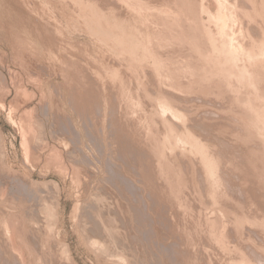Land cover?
Segmentation results:
<instances>
[{"label":"rangeland","instance_id":"374dc122","mask_svg":"<svg viewBox=\"0 0 264 264\" xmlns=\"http://www.w3.org/2000/svg\"><path fill=\"white\" fill-rule=\"evenodd\" d=\"M262 1L0 0V264H264Z\"/></svg>","mask_w":264,"mask_h":264},{"label":"bare ground","instance_id":"6f19581e","mask_svg":"<svg viewBox=\"0 0 264 264\" xmlns=\"http://www.w3.org/2000/svg\"><path fill=\"white\" fill-rule=\"evenodd\" d=\"M100 1H101V0H100ZM247 1H248V0H247ZM255 1H256V0H255ZM222 2H223V1H222ZM251 2L253 3V1H251ZM263 2H264V1H262V3H263ZM255 3H256V2H255ZM256 4H257V3H256ZM256 4H255V6H256ZM174 5H175V4H174ZM261 5H262V4H261ZM261 5H260V6H261ZM263 6H264V3H263ZM204 7H205V6H204ZM261 7H262V6H261ZM206 8H207V7H206ZM208 8H209V7H208ZM251 8H252V7H251ZM255 9H256V8H255ZM80 10H81V9H80ZM82 10H83V9H82ZM109 10H110V9H109ZM256 10H258V9H256ZM263 10H264V8H263ZM204 11H205V10H204ZM261 11H262V9H261ZM209 12H210V11H209ZM252 12H253V11H252ZM254 12H255V11H254ZM248 13H249V12H248ZM259 13H260V9H259ZM263 13H264V11H263ZM263 13H261V14H262L261 16L258 15V17L260 16V18H261V17L263 16V19H264V15H263ZM219 14H220V13H219ZM244 14H245V13H244ZM253 14H254V13H253ZM45 16H46V15H45ZM89 16H90V15H89ZM241 16H242V15H241ZM253 16H254V15H253ZM200 18H201V17H200ZM203 18H204V17H203ZM49 19H50V18H49ZM53 19H54V18H53ZM90 19H91V18H90ZM253 19H254V18H253ZM164 20H165V18H164ZM152 21H153V20H152ZM166 21H167V19H166ZM220 21H221V20H220ZM164 22H165V21H164ZM168 22H169V21H168ZM191 22H192V21H191ZM92 23H93V22H92ZM95 23H96V22H95ZM109 24H110V23H109ZM162 24H163V22H162ZM193 24H194V23H193ZM193 24H192V26H193ZM93 25H94V23H93ZM164 25H165V24H164ZM205 25H206V24H205ZM106 26H107V24H106ZM175 26H176V25H175ZM195 26H196V25H195ZM223 26H224V25H223ZM168 27H170V26H168ZM190 27H191V26H190ZM96 28H97V26H96ZM174 28H176V27H174ZM210 28H211V27H210ZM260 28H261V27H260ZM174 30H175V29H174ZM190 30H194V29H192V27H191ZM196 30H197V29H196ZM260 30H261V35H262V36H261V39L259 38V39H260V40H259V41H260V45H259V46H260V50H261V48L264 49V20L262 21V28H261ZM100 31H101V30H100ZM199 31H200V30H199ZM211 31H212V30H211ZM111 32H112V31H111ZM167 32H168V31H167ZM233 32H234V31H233ZM119 33H120V32H119ZM163 33H164V32H163ZM172 33L174 34L173 31H172ZM190 33H191V32H190ZM201 33H202V31H201ZM201 33H200V34H201ZM104 34H105V33H104ZM169 34H170V33H169ZM209 34H210V33H209ZM258 34H259V33H258ZM108 35H109V34H108ZM158 35H160V34H158ZM175 35H176V34H175ZM175 35H174V36H175ZM195 35H196V34H194V37H195ZM143 36H144V35H143ZM176 36H177V35H176ZM189 36H190V35H189ZM196 36H197V35H196ZM103 37H104V35H103ZM108 37H109V36H108ZM160 37H161V36H160ZM192 37H193V36H192V34H191V38H192ZM195 38H196V37H195ZM203 38H204V37H203ZM184 39H185V37H184ZM193 39H194V38H193ZM199 39H200V38H199ZM224 39H225V37H224ZM232 39H233V37H231V40H232ZM179 40H180V39H179ZM191 40H192V39H191ZM211 40H212V39H211ZM244 40H245V38H244ZM116 41H117V40H116ZM184 41H185V40H184ZM193 41H194V40H193ZM196 41L198 42V40H196ZM217 41H218V40H217ZM226 41H227V40H226ZM248 41H249V39H248ZM177 42H178V41H177ZM182 42H183V41H182ZM201 42H202V41H201ZM201 42H199V43H201ZM257 42H258V40L256 41V43L254 42L252 45L259 47V46L257 45ZM190 43H191V42H190ZM194 43H195V41H194ZM233 43H234V42H233ZM233 43L231 42V44H232L231 49H233V50H231V51L234 52V53H231L230 50H229L230 55L228 54L225 58H226V60H227L228 62H230L231 64H233L232 61H234V60L236 59V61L234 62L235 65H236V64H237L236 62L238 61L237 59H239L241 55H244V53H243V52L238 53V51H239L240 49H239V50H238V48L235 49V47H234L235 45H233ZM183 44H184V42H183ZM196 44H197V43H196ZM201 44H202V43H201ZM201 44H200V45H201ZM204 44H205V43H204ZM214 44H215V42H214ZM214 44H213V45H214ZM181 45H182V44H181ZM191 45H192V43H191ZM191 45H190V46H191ZM198 45H199V44H198ZM221 45H222V44H221ZM225 45H227V44H225ZM225 45H224V46H225ZM185 46H186V44H185ZM192 46H193V45H192ZM201 47H202V46H201ZM201 47H200V48H201ZM228 47H229V46H228ZM194 48H196V46H194ZM202 48H203V47H202ZM217 48H219V47H217ZM222 48H223V47H222ZM254 48H256V47H254ZM220 49H221V48H220ZM220 49H219V50H220ZM224 49H225V48H224ZM256 49H257V48H256ZM258 49H259V48H258ZM258 49H257V50H258ZM193 50H194V49H193ZM193 50H192V51H193ZM196 50L198 51V47L196 48ZM213 50H214V49H213ZM237 50H238V51H237ZM243 50H245V49H243ZM197 51H196V52H197ZM199 51H200V50H199ZM201 51H202V49H201ZM201 51H200V52H201ZM205 51H206V50H205ZM236 51H237V52H236ZM245 51L247 52V50H245ZM254 51H255V49L251 50L250 53L248 52V54H251V57H250V55H249V56H247V58L250 57V59H252V56H253V57H255V58L258 59V57H256V52H254ZM211 52H212V51H211ZM219 52H220V51H219ZM219 52H218V53H219ZM223 52H224V51H223ZM235 52H236V53H235ZM205 53H206V52H205ZM257 53H258V52H257ZM215 54H216V53H215ZM221 54H222V53H221ZM233 54H234V55L236 54V56H237V54H238V55L241 54V55L239 56V58H238V57H237V58H233V60H232L231 55H232V57H233V56H234ZM248 54H247V55H248ZM161 55H162V54H161ZM196 55H197V54H196ZM198 55H199V53H198ZM201 55H203V54L201 53L200 56H201ZM261 55H262V54H261ZM162 56H164V55H162ZM192 56H193V55H192ZM211 56H212V55H211ZM211 56H210V57H211ZM220 56H221V55H220ZM236 56H234V57H236ZM165 57H166V56H165ZM197 57H198V56H197ZM222 57H223V56H222ZM227 57H228V58L230 57V59H231L232 61H229L230 59H227ZM241 57H242V56H241ZM160 58H161V57H160ZM205 58H206V59H205ZM207 58H208V55H205V56L202 58V60H205V62H206V60H207V62H208V63L206 62L207 65H209L211 62H214V61H215L214 58H213V60H212V57H211L210 59H211L212 61L209 59V60H210V63H209V60H208ZM260 58H261V56H260ZM219 59H220V57H219ZM243 59H244L243 61H247V60H245V58H243ZM263 59H264V58H263ZM217 60H218V59H217ZM217 60L214 62V63H215L214 65L217 64V63H216ZM240 60H241V59H240ZM254 60H255V59H254ZM258 60H259V59H258ZM221 61H222V60H221ZM241 61H242V60H241ZM243 61H242V62H243ZM251 61H253V60H249V62H251ZM256 61H257V60H256ZM238 62H239V61H238ZM258 62H260V61H258ZM262 62H263V61H262ZM184 63H185V62H184ZM251 63H253V62H251ZM260 63H261V62H260ZM260 63L258 64V66L262 64V63H261V64H260ZM196 64H198V63H196ZM227 64H229V63H227ZM246 64H248V62H246ZM255 64H256V63H255ZM255 64H254V65H255ZM237 65L240 67L239 64H237ZM237 65H236V67H237ZM244 65H245V64H244ZM254 65H253V66H254ZM186 66H187V65H186ZM210 66H211V64H210ZM228 66H231V65H228ZM232 66H233V65H232ZM246 66H247V65H246ZM246 66H245V67H246ZM250 66H251V65H250ZM258 66H257V67H258ZM216 67L218 68L217 65H216ZM216 67H215V68H216ZM210 68H211V67H210ZM215 68H214V69H215ZM222 69H225L224 66L222 67ZM228 69H231V71H232L233 67L228 68ZM234 69H235V66H234ZM237 69H239V68L237 67ZM240 69H241V68H240ZM263 70H264V68H263ZM218 71H222V70H217L216 72H218ZM228 71H229V70H228ZM236 71H237V70H236ZM251 71H252V70H251ZM222 72H223V71H222ZM225 72L228 74V76L230 75V71H229V73H228L227 71H225ZM232 72H233V71H232ZM247 72H248V71H247ZM226 73H225V74H226ZM242 73H243V72H241V75H242ZM97 74H98V73H97ZM223 74H224V73H223ZM234 74H235V71H234ZM237 74H238V73H237ZM245 74H246V73H245ZM231 75H232V77H233V73H231ZM241 75H240V76H241ZM256 75H257V74H256ZM225 76H226V75H225ZM240 76H239V77H240ZM252 76H253V75H252ZM99 77H100V76H99ZM109 77H110V76H109ZM217 77H218V76H217ZM223 77H224V76H223ZM232 77H231V78H232ZM234 77H235V79L237 78L236 76H234ZM234 77H233V78H234ZM242 77H243V76H242ZM245 77H246V76H245ZM258 77H259V75H258ZM104 78H105V77H104ZM226 78H227V77H226ZM243 78H244V77H243ZM252 78H253V77H252ZM261 78H262V73H261ZM261 78H260V79H261ZM222 79H223V78H222ZM246 79H248V78H246ZM246 79H245V80H246ZM227 80H228V78H227ZM256 80H258V79H256ZM262 80H264V79H262ZM231 81L233 82V80H231ZM228 82H229V81H228ZM228 84H229V83H228ZM242 84H244V83H242ZM256 84H257V83H256ZM235 85H236V84H235ZM257 85H258V84H257ZM260 85H261V84H260ZM238 88H239V87H238ZM248 88H249V87H248ZM259 88H261V87L259 86ZM257 90H258V88H257ZM260 91H261V89H260ZM244 92H245V90H244ZM262 92H263V91H262ZM263 93H264V92H263ZM175 94H176V93H175ZM245 95H246V94H245ZM240 96H241V94H240ZM253 98H254V97H253ZM260 98H261V97H260ZM245 99H246V97H245ZM255 99H256V98H255ZM250 101H251V100H250ZM256 101H257V100H256ZM247 104H248V103H247ZM250 104H251V103H250ZM172 105H173V104H172ZM245 106H247V105H245ZM160 107H161V106H160ZM165 107H166V106H165ZM168 107H169V106H168ZM168 109H169V108H168ZM165 110H166V109H165ZM169 112H170V111H169ZM249 112H250V111H249ZM172 117H173V116H172ZM247 117H248V116H247ZM251 117H252V116H251ZM177 119H178V118H177ZM110 120H111V119H110ZM120 120H121V118H120ZM216 124H217V123H216ZM174 125H175V124H174ZM186 125H187V124H186ZM246 125H247V124H246ZM250 125H251V124H250ZM259 125H260V124H259ZM71 126L73 127V129L75 128L74 125H71ZM197 126H198V125H197ZM248 126H249V125H248ZM160 127H161V126H160ZM250 127H251V126H250ZM253 127H254V126H253ZM146 128H147V127H146ZM187 128H188V127H187ZM230 128H231V127H230ZM75 129H76V128H75ZM75 129H74L75 132H76L77 130H79V129H77V130H75ZM117 130H118V129H117ZM71 131H72V128H71ZM74 131H73V132H74ZM168 131H169V130H168ZM77 132H78V131H77ZM149 132H151V131H149ZM161 132H162V131H161ZM242 132H243V131H242ZM75 134L77 135L78 133H75ZM75 134H74V135H75ZM79 134H80V131H79ZM79 134H78V135H79ZM168 134H169V133H168ZM252 136H253V134H252ZM258 136H259V135H258ZM184 138H185V136H184ZM123 139H124V138H123ZM255 141H256V139H255ZM221 142H222V141H221ZM259 142H260V141H259ZM259 142H258V143H259ZM168 147H169V146H168ZM118 149H119V148H118ZM159 150H160V149H159ZM178 150H179V148H178ZM252 150H253V149H252ZM117 151H118V150H117ZM207 152H208V151H207ZM157 154H158V153H157ZM121 155H122V154H121ZM117 157H118V156H117ZM236 158H237V157H236ZM117 161H118V160H117ZM124 161H125V160H124ZM111 163H112V161H111ZM222 163H223V162H222ZM227 164H228V163H227ZM116 165H117V164H116ZM123 165H124V164H123ZM197 165H198V164H197ZM113 166H114V164H113ZM113 166H112V168H113ZM119 166H120V165H119ZM110 167H111V166H110ZM117 168H118V167H117ZM113 169H114V168H113ZM126 171H127V169H126ZM171 171H172V170H171ZM109 172H110V171H109ZM113 172H114V171H113ZM175 172H176V171H175ZM114 173H115V172H114ZM170 173H171V172H170ZM170 173H169V174H170ZM176 173H177V172H176ZM211 173H212V172H211ZM115 174H116V173H115ZM118 174H119V173H118ZM167 174H168V173H167ZM167 174H166V175H167ZM233 174H234V173H233ZM120 175H121V174H120ZM115 176H116V175H115ZM235 176H236V175H235ZM175 177H177V176H175ZM181 177H182V176H181ZM116 178H117V177H116ZM123 178H124V176H123ZM170 178H171V176H170ZM244 178H245V177H244ZM174 179H175V178H174ZM182 179H183V178H182ZM215 179H216V178H215ZM114 180H115V179H114ZM176 182H177V181H176ZM180 182H181V181H180ZM180 182H179V183H180ZM221 182H222V180H221ZM129 183H130V182H128V184H129ZM198 183H199V182H198ZM106 184H107V183H106ZM144 184H145V183H144ZM148 184H149V183H148ZM186 184H187V183H186ZM211 184H213V183H211ZM216 184H217V183H216ZM239 185H240V184H239ZM129 186H130V185H129ZM132 186H134V184H133ZM251 186H252V185H251ZM257 186H258V185H257ZM23 187H24V186H23ZM127 187H128V186H127ZM237 187H238V186H237ZM182 188H183V186H182ZM232 188H233V187H232ZM103 189H104V188H103ZM106 189H108V188H106ZM128 189H129V188H128ZM188 189H189V188H188ZM239 189H240V188H239ZM181 190H182V189H181ZM259 190H260V189H259ZM26 191H27V190H26ZM117 191H118V190H117ZM179 191H180V190H179ZM141 192H142V191H141ZM181 192H182V191H181ZM175 193H176V192H175ZM175 193H174V194H175ZM185 193H186V192H185ZM185 193H183V194L185 195ZM226 193H227V192H226ZM194 194H195V193H194ZM236 194H237V193H236ZM239 194H240V193H239ZM256 194H257V193H256ZM133 195H134V194H133ZM142 195H143V193H142ZM143 196H144V195H143ZM185 196H186V195H185ZM146 197H147V196H146ZM148 197H149V196H148ZM179 197H180V196H179ZM140 198H141V197H140ZM40 199H41V198H40ZM40 199H38V200H40ZM177 199H178V198H177ZM34 200H35V199H34ZM174 200H175V198H174ZM185 200H187V199L185 198ZM207 200H208V199H207ZM207 200H206V201H207ZM199 201H200V200H199ZM150 202H151V201H150ZM182 202H183V200H182ZM200 202H201V201H200ZM191 205H192V204H191ZM236 205H237V204H236ZM94 206H95V205H94ZM182 206H184V205H182ZM223 206H224V204H223ZM238 206H239V205H238ZM192 207H193V206H192ZM189 208H190V206H189ZM227 208H228V207H227ZM235 209H236V208H235ZM180 210H181V209H180ZM217 210H218V209H217ZM240 210H241V209H240ZM82 211H83V209H82ZM91 211H92V210H91ZM195 211H196V210H195ZM218 211H219V210H218ZM34 212H35V211H34ZM36 212H37V211H36ZM234 212H235V211H234ZM150 214H151V213H150ZM185 214H186V213H185ZM86 215H87V214H86ZM236 215H237V214H236ZM246 215H247V214L245 213V216H246ZM216 216H217V215H216ZM227 216H228V214H227ZM36 217H37V216H36ZM184 217H185V216H184ZM195 217H196V216H195ZM234 217H235V216H234ZM238 217H239V215H238ZM257 217H258V216H257ZM132 218H133V217H132ZM188 218H189V217H188ZM38 219H39V218H38ZM100 219H101V217H100ZM175 219H176V218H175ZM229 219H230V218H229ZM102 220H103V219H102ZM113 220H114V219H113ZM132 220H133V219H132ZM185 220H186V219H185ZM185 220H184V221H185ZM202 220H203V219H202ZM211 221H212V219H211ZM231 221H232V219H231ZM113 222H114V221H113ZM216 222H217V221H216ZM218 222H219V221H218ZM227 222H228V221H227ZM96 223H97V222H96ZM191 223H192V222H191ZM219 223H220V222H219ZM221 223H222V222H221ZM197 224H198V223H196V225H197ZM217 224H218V223H217ZM31 225H32V224H31ZM97 225H98V224H97ZM104 225H105V223H104ZM205 225H206V223H205ZM178 226H179V225H178ZM199 226H200V225H199ZM105 227H106V226H105ZM166 227H167V226H166ZM195 227H196V226H195ZM218 227H220V226H218ZM179 228H180V227H179ZM228 228H229V227H228ZM242 228H243V227H242ZM143 229H144V228H143ZM185 229H186V228H185ZM199 229H200V228H199ZM213 229H214V228H213ZM236 229H237V228H236ZM84 230H85V229H84ZM211 231H212V230H211ZM239 231H240V230H239ZM245 231H246V230H245ZM195 232H196V231H195ZM212 232H213V231H212ZM226 232H228V230H227ZM246 233H247V232H246ZM96 234H97V233H96ZM197 234H198V233H197ZM202 234H203V233H202ZM206 234H207V233H206ZM209 234H210V233H209ZM227 234H228V233H227ZM233 234H234V233H233ZM177 235H178V234H177ZM186 237H187V236H186ZM193 237H194V236H193ZM208 237H209V236H208ZM220 237H221V235H220ZM242 237H243V236H242ZM227 238H228V237H227ZM250 238H251V237H250ZM231 239H232V238H231ZM115 240H116V239H115ZM187 240H188V239H187ZM249 240H250V239H249ZM201 241H202V240H201ZM216 241H217V240H216ZM224 241H225V240H224ZM242 241H243V240H242ZM159 242H160V241H159ZM179 242H180V241H179ZM205 242H206V240H205ZM102 243H103V242H102ZM173 243H174V242H173ZM186 244H187V243H186ZM233 244H234V242H233ZM117 245H118V244H117ZM117 245H116V246H117ZM218 245H219V244H218ZM105 246H106V245H105ZM201 246H202V245H201ZM205 246H206V245H205ZM205 246H204V247H205ZM208 246H209V245H208ZM214 246H215V245H214ZM183 247H184V246H183ZM204 247H203V250H204ZM249 247H250V246H249ZM253 247H254V246H253ZM34 248H35V247H34ZM94 248H95V247H94ZM105 248H106V247H105ZM141 248H142V247H141ZM143 248H144V247H143ZM162 248H163V247H162ZM178 248H179V247H178ZM197 248H198V247H197ZM185 249H186V248H185ZM218 249H219V248H218ZM218 249H217V250H218ZM31 250H32V249H31ZM96 250H97V249H96ZM37 251H38V250H37ZM140 251H141V250H140ZM212 251H213V249H212ZM222 251H223V250H222ZM208 253H209V252H208ZM220 253H221V252H220ZM224 253H225V252H224ZM52 254H53V252H52ZM113 254H114V253H113ZM142 254H143V253H142ZM205 254H206V252H205ZM213 254H214V253H213ZM238 254H239V253H238ZM137 255H138V254H137ZM196 256H197V255H196ZM198 256H199V255H198ZM214 256H215V255H214ZM55 257H56V256H55ZM194 257H195V256H194ZM205 257H206V255H205ZM209 257H210V256H209ZM195 259H196V258H195ZM261 259H262V258H261ZM52 260H53V258H52ZM216 260H217V258H216ZM218 260H219V259H218ZM218 260H217V261H218ZM259 260H260V259H259ZM177 261H178V260H177ZM200 261H201V260H200ZM207 262H208V261H207ZM220 262H221V261H220ZM220 262H219V263H220ZM260 262H261V261H260ZM210 263H211V261H210ZM221 263H222V262H221ZM263 263H264V262H263ZM244 264H245V263H244ZM248 264H249V263H248Z\"/></svg>","mask_w":264,"mask_h":264}]
</instances>
